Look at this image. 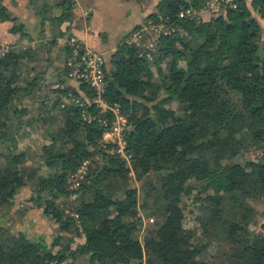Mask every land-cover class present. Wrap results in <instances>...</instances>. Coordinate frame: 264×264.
Segmentation results:
<instances>
[{
    "label": "trees",
    "instance_id": "16d2710c",
    "mask_svg": "<svg viewBox=\"0 0 264 264\" xmlns=\"http://www.w3.org/2000/svg\"><path fill=\"white\" fill-rule=\"evenodd\" d=\"M4 1L1 19L10 11ZM206 2L161 0L149 17L170 15L176 30L159 39L152 56L126 37L106 57L103 98L128 117L125 156L100 143L103 120L115 119L112 109L94 101L89 83L69 78L78 60L60 39L74 36L62 26L75 1L41 7L51 25L47 49L36 43L0 54V147L17 143L30 127L45 139L37 164L27 149L0 150V264H264V152L249 156L264 150V26L254 14L264 19V0H235L225 16L179 18L183 8ZM11 31L24 32L23 24ZM48 68L58 71L52 76ZM38 92L34 109L26 99ZM70 94L84 106L70 103ZM87 161L73 188L72 173ZM25 188L29 208L58 227L50 241L6 225ZM185 195L205 200L201 208L231 248L222 250V260L199 258L206 246L187 238ZM139 205L149 220L144 243Z\"/></svg>",
    "mask_w": 264,
    "mask_h": 264
},
{
    "label": "rangeland",
    "instance_id": "374dc122",
    "mask_svg": "<svg viewBox=\"0 0 264 264\" xmlns=\"http://www.w3.org/2000/svg\"><path fill=\"white\" fill-rule=\"evenodd\" d=\"M79 1L81 2L82 7L89 5V3L91 6L93 4V0L92 1H90V0H79ZM52 2H53V0H27V4L22 6L25 9L22 10L23 15H21L20 17L17 16L18 14L14 10L11 9L12 6L10 5L9 6L10 8H8L10 10L8 17H6L5 19H2V20H4V21L5 20H11L13 22V25H16V24L21 22V18L24 16V14L29 15L32 20H34V19L36 21L41 20L42 19V18L40 19L41 7L44 5V3H52ZM11 4L14 5V7H18L16 5L17 4L21 5V1L17 0L16 2H14V0H13V2H11ZM226 11H227V9L223 8L218 14H215L214 16H211V17H217V16H221V15L225 16ZM84 12H85L84 13L85 16L89 15L88 9L84 10ZM254 14L256 15L258 20L264 26V19H262L255 12H254ZM162 15L163 14H159L158 15L159 18H154V19L149 17L150 16L149 15L148 17H146L145 19L142 20L140 25H143L146 22L148 23V21L158 22L161 20ZM207 17L211 18L209 16H207ZM119 18H121V19H119ZM201 18H203V17H201ZM208 18L204 17V19H208ZM27 20L28 21L26 22L27 23L26 25L28 26V29L26 31L29 33H33L35 31V28L33 29L34 22L28 18H27ZM122 20H123V16L121 14H119L118 12L112 13L109 16L100 7V12H98V15L96 17V21H97L96 24L100 26L99 28H103L102 30L106 31L107 33H109L111 35H112V33H114V34L116 33L117 38H120V40H121L122 36L126 33V30H124V25H120V21H122ZM46 22H47V27H51V25H49L50 21L48 18H46ZM67 22L74 24L76 26H81V27L83 26L82 12L80 13V8L79 7L76 8V5L74 6V8L72 10L71 19H69ZM45 35H46L45 32L40 35L43 37V40L39 44L40 50H45L48 48L49 45H51L52 37L49 36V39H48ZM42 37H40V38L42 39ZM98 37H99V40H98L99 47L98 48H100V50L105 51V48L108 44V41L105 39V33L100 32L98 34ZM113 37H115V36L113 35ZM63 41H65V40L62 39L61 43H63ZM61 47H62V44H60L56 47H53V49L55 48L54 50L58 51ZM9 49H10V47H7L6 44L0 43V54H4ZM105 56L107 57V59H109V56H107V55H105ZM51 61H53V60L51 59ZM40 63H42L41 60L39 61V63L37 65L39 66ZM53 64H55L56 66L61 65L60 62H56V61H53ZM39 69L41 70V67H39ZM50 70H51V67H50ZM50 70L48 68L45 71H50ZM45 71H44V73H45ZM57 71H58V69L54 68V70L50 71L49 73L53 76ZM156 75L159 76L158 73H156ZM159 82H160V80H159ZM75 84H76V82H75ZM41 94L42 93L38 92L34 99L33 98L32 99H29V98L26 99V103L31 104L34 109H37L38 106L40 105ZM93 94H94V91H93ZM173 106L176 108L177 107L176 103H173ZM34 113L37 114V111L34 110ZM53 115H54V119L56 120L57 115L54 113H53ZM22 136H23V138L18 140L17 143L10 142L9 146L14 147V150H17L19 148L27 149L33 155H35L37 153L38 144L45 141L44 136L42 135V130L41 129L35 130V128H33V127H30L29 129H27V132ZM110 137H113V138H110ZM100 143H102V148H107V146L109 144L115 145V147H113V151H116L118 153H119V149L121 148V144L119 143L118 138H116L113 135L107 136V137H105V139L103 138V140L101 139ZM122 144H125L124 139H123ZM9 146H5L3 148L6 149ZM3 148L0 147V150ZM254 150H252V152H249V156L252 159H256V157L258 155H260L262 152H264V150H258V149H254ZM240 159H238V161L241 162L242 160L245 159V156H242ZM32 162L37 164L36 155L33 156L31 163ZM81 166L77 169L76 172H73L71 177H70V181H71L73 188H76L79 185L81 179L84 177V175L87 171V168H88V161H87V164H85V168L83 170H81V168H82ZM131 174L134 178L135 184L137 186H139V183L135 179L133 172ZM202 187L203 186L200 185L198 187L200 189H198V190H201ZM195 191H196L195 196H198L197 190H195ZM205 192L206 191L203 190L200 193V195L206 194ZM30 193H31L30 189L25 188L17 196V198L15 200V204L10 211V215L5 219L6 225L9 226L10 228H12L13 231H24V232H26L30 238H36L39 235H43L46 237V239L48 241H50L51 239H53L55 236H57L59 234L58 227L52 219H50L44 215L42 210L29 208L31 204H29L26 200L30 196ZM191 197L194 198L193 194ZM201 197H203V196H201ZM192 201L190 200L189 196H186V195L184 197H182V200H181L182 204L185 206V219H184V228L185 229L184 230L189 231L187 238L190 240V242L194 243V245L196 243H200V245H202L204 247L206 246V248L204 249L202 254L199 255V258L206 259V260L210 261L211 263H213V261H216V260H222L221 254L224 253V252H222V250L230 251V249H231L229 245H225V237H224L222 230L217 227L218 231L216 232V228L214 227L215 226L214 225L215 220L212 219V217L210 216V214L206 210L201 208L202 207L201 205H204L203 203L205 200H201V198H199L195 201L192 199ZM139 211H140V214L142 216V221H143V227H142V230L140 233V239L144 243V240H145V233L144 232H145V229L149 223V220H148L147 215L143 211V209L140 207V205H139ZM255 218L257 221H260L261 214L259 212H257ZM150 221L152 222V220H150ZM218 226H221V225H218ZM251 226H252V228L259 229V226L253 225V223H251ZM262 242L264 243V239L262 240ZM84 259H86V258H84ZM82 264H84V262H82ZM85 264H87V262Z\"/></svg>",
    "mask_w": 264,
    "mask_h": 264
},
{
    "label": "built area",
    "instance_id": "2783aa9c",
    "mask_svg": "<svg viewBox=\"0 0 264 264\" xmlns=\"http://www.w3.org/2000/svg\"><path fill=\"white\" fill-rule=\"evenodd\" d=\"M236 7L235 0H208L201 7H186L183 8L179 13V18H208L215 14H218L223 8ZM176 30L174 22L170 15H162L161 20L158 22L148 21L133 32L131 37L128 39L130 44H135L140 47H144L147 51V56H152V52L158 47V41L161 37L169 35ZM65 40L66 43L74 48V58L78 60L77 66L69 73V78L75 81H85L94 90V101L104 108H110L115 114V119L111 124L103 120V126L105 127V137L113 135L118 138L121 148L119 153L125 156L124 147L122 144L124 139V132L128 125V117L121 113L118 106H109L103 98L106 87L104 65L106 61L105 53L93 49L84 41L80 40L76 36L68 37ZM67 99L73 105L84 106V102L79 97H74L72 94L68 95ZM86 109L83 110L84 118L92 119L90 115L86 114ZM113 138V137H110ZM125 142V141H124ZM84 162L81 166V170L85 168Z\"/></svg>",
    "mask_w": 264,
    "mask_h": 264
},
{
    "label": "crops",
    "instance_id": "0c3cea01",
    "mask_svg": "<svg viewBox=\"0 0 264 264\" xmlns=\"http://www.w3.org/2000/svg\"><path fill=\"white\" fill-rule=\"evenodd\" d=\"M17 0H14L16 2ZM21 5H16L18 7H14V5L11 4L13 0H5L4 4L10 8L9 6H12V10H14L18 15H23V11L25 8L22 7L23 5L27 4V0H20ZM54 1V0H53ZM75 1L76 8H80V13L82 12V18H83V26H76L74 24H71L69 22H65L62 26L63 31L66 29L67 26H70L68 33L76 36L80 40L87 43L89 46H91L95 50H100L99 47V37L98 34L100 32L105 33V39L108 41V44L105 48V55L110 56L112 53L117 49L119 44L126 38L128 39L131 37V33L135 30L136 27L140 25L143 19L148 17L150 14L155 12L157 9V5L161 0H93L92 6L87 5L82 7L81 2L79 0H73ZM92 1V0H90ZM249 5L252 4L253 0H247ZM100 7L103 9V11L108 14L109 16L112 13H119L123 16V20L120 21V25H124V30H126V33L122 36V39L117 38V34L112 33L109 34L106 31L102 30L103 28H99L100 26L96 24V17L98 15V12H100ZM88 9V16L84 15V10ZM62 11L60 9H57L55 11L56 14H60ZM37 13V12H36ZM41 13V12H40ZM44 14L41 13L40 19L36 21L35 19L32 20L29 15H25L21 18V22L23 24V30L24 32L20 33H13L11 29L13 28V22L11 20H2L0 19V43L6 44L7 47H13V48H27L28 46H35L36 43H40L43 38L41 39L40 36L42 33L45 32V36L49 39V28L47 27V22L45 23ZM27 18L34 22L33 29L35 28V31L33 33H29L26 30L28 29ZM121 19V18H119ZM45 29V31H44ZM44 31V32H42ZM67 34V35H69ZM131 34V35H130ZM113 35L115 37H113ZM130 35V36H129ZM57 39H60V37H56ZM63 39V38H62ZM60 39V40H62ZM127 39V40H128Z\"/></svg>",
    "mask_w": 264,
    "mask_h": 264
}]
</instances>
